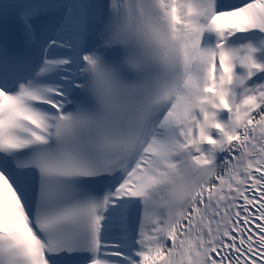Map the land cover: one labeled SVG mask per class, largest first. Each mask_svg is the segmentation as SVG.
<instances>
[{"label":"snow or ice","instance_id":"1","mask_svg":"<svg viewBox=\"0 0 264 264\" xmlns=\"http://www.w3.org/2000/svg\"><path fill=\"white\" fill-rule=\"evenodd\" d=\"M0 264H264V0H0Z\"/></svg>","mask_w":264,"mask_h":264}]
</instances>
